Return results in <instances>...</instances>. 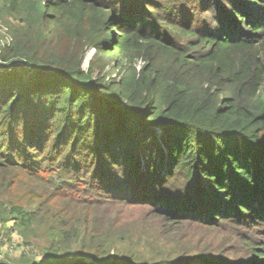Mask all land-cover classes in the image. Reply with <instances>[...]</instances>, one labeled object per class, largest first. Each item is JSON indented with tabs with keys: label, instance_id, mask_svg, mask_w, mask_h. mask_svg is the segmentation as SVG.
<instances>
[{
	"label": "trees",
	"instance_id": "16d2710c",
	"mask_svg": "<svg viewBox=\"0 0 264 264\" xmlns=\"http://www.w3.org/2000/svg\"><path fill=\"white\" fill-rule=\"evenodd\" d=\"M0 32V264H264V0H0Z\"/></svg>",
	"mask_w": 264,
	"mask_h": 264
},
{
	"label": "rangeland",
	"instance_id": "374dc122",
	"mask_svg": "<svg viewBox=\"0 0 264 264\" xmlns=\"http://www.w3.org/2000/svg\"><path fill=\"white\" fill-rule=\"evenodd\" d=\"M11 22L13 23V25H17L16 21H14L13 18H9V23H11ZM9 25H10V24H9ZM3 26H4L5 28H7V27H6V24H4V23L2 24V27H3ZM1 32H2V33H5V32H6V29L3 28ZM1 32H0V33H1ZM2 33H1V34H2ZM5 35H7V34H3L2 37L5 36ZM5 41H7V40H5ZM9 41H10V40H9ZM93 54H94V51H91L90 54L88 55L87 60H85V63H84V69H87V68H88L89 61H90L91 57L93 56ZM137 66H138V68H140V66H143V63H142V62H141V63L139 62ZM3 235H6V232L3 233ZM6 236H8V235H6ZM0 237H1V235H0ZM8 237H9V236H8ZM5 240H8V239H5ZM17 241L22 242V241H20V237H19V235L14 234V237L9 241V242L11 243V245H10V246L7 245L6 247H3L2 254L17 257V256H19L21 253H24V252L22 251L21 248L16 247V244L13 243V242H17ZM23 248H26V247H23ZM10 250H12V252H9ZM29 253H31V252H29ZM32 253H33V254H36V253H38V252H37L36 250H33ZM25 254H28V252L25 251Z\"/></svg>",
	"mask_w": 264,
	"mask_h": 264
},
{
	"label": "built area",
	"instance_id": "2783aa9c",
	"mask_svg": "<svg viewBox=\"0 0 264 264\" xmlns=\"http://www.w3.org/2000/svg\"><path fill=\"white\" fill-rule=\"evenodd\" d=\"M12 251V250H10ZM22 251L25 253V251H27L29 253V249L28 248H22Z\"/></svg>",
	"mask_w": 264,
	"mask_h": 264
}]
</instances>
